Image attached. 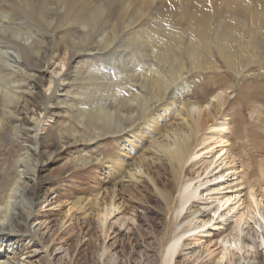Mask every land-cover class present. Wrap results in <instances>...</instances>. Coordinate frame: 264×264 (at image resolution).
Masks as SVG:
<instances>
[{
	"label": "bare ground",
	"instance_id": "6f19581e",
	"mask_svg": "<svg viewBox=\"0 0 264 264\" xmlns=\"http://www.w3.org/2000/svg\"><path fill=\"white\" fill-rule=\"evenodd\" d=\"M82 56L87 69L73 76L75 71L55 68L58 60L63 68H77ZM220 62L233 74L232 83L215 84L219 90L211 100L187 99L201 89L205 74L221 72ZM253 65L264 69V0H0V264H19L13 239L24 237L23 224L33 237L42 152L51 160L63 142L87 147L107 138L146 141V155L130 169L123 157L114 159L106 173H121L115 182L108 179L110 189L76 199L67 217H98L107 232L112 211L125 210L123 192H138L140 186L153 190L165 206L161 264H178V251L192 232L205 230L201 233L214 243L215 233L229 229L215 241L220 256L211 264H262L264 195L251 191L242 207L236 196L224 193L233 189L236 168L222 119L232 94L258 98L248 94ZM48 74L49 96L41 92ZM104 80L108 88L97 94L106 92L108 99H92L88 91L94 81L99 87ZM58 93L63 98L54 101ZM45 102L76 124L66 126L67 137L56 133L42 139L39 122H30V105L37 103L48 114ZM83 152L76 161L80 168L103 161ZM158 167L169 172L171 187L169 180L160 182ZM189 170L198 175L186 178Z\"/></svg>",
	"mask_w": 264,
	"mask_h": 264
},
{
	"label": "rangeland",
	"instance_id": "374dc122",
	"mask_svg": "<svg viewBox=\"0 0 264 264\" xmlns=\"http://www.w3.org/2000/svg\"><path fill=\"white\" fill-rule=\"evenodd\" d=\"M209 5L211 6L210 3ZM255 55L257 56V54ZM83 57L77 59V61L80 60L78 63L75 62L77 68L71 67L68 70L67 64L63 68L60 66V60H58L60 65L55 68L62 73L75 71V73H70V76H73L78 71L87 69L88 61ZM66 59L68 60V58ZM220 64L222 67L220 73L205 74L201 89H194L196 95L199 92L202 94L199 93L197 96L192 94L191 98L187 99L211 100L212 94L219 90L215 88V84H219L222 79H227L232 83L233 74L223 63L220 62ZM248 72L251 75L247 82L252 85L248 94L252 95L256 92L258 98L245 100L242 97L237 98L236 93L232 94L225 108L227 110L226 119H222V121L227 120L228 127L226 137L228 144L225 147L231 151L232 168H236V176L231 179L234 181L232 185H229L233 189L226 190L224 193L236 196L238 206L249 202L251 191L258 197L264 195V69L261 70L257 65H253ZM45 76V86L41 88V92L42 95L49 96L51 95V90H47L49 74ZM190 80L192 81V77ZM195 81L200 82V78L196 76ZM102 87H105L106 90L108 88L105 80L104 83H100L99 87H96L94 81L88 94L92 96V99H108L106 92L100 91L97 94V91ZM137 88L139 89L138 86ZM207 89L212 92L207 93ZM139 91L141 90L139 89ZM62 98L63 95L58 93L54 101H61ZM43 106L44 101L41 107ZM45 106L49 108L48 114L40 112V105L35 103L30 105L31 112L28 115L32 124L39 122L41 138H51L56 133L64 134L67 137L66 126L75 128L76 124L58 114L57 108L53 107V104L45 102ZM90 116H87V121L92 119L89 118ZM78 130L87 135L84 129L81 130L78 127ZM6 132H9V129H6ZM152 137L149 141L152 140ZM130 139L125 138L126 142L123 143L121 138H107L87 147L73 144V140L66 141L55 150L51 160L49 156L45 155V152H42L34 184L35 188L41 189V193L35 200L33 212L35 224L31 230L29 229L33 237L27 236L28 228L23 224L19 231L24 237L13 239V243L16 242V245L12 251L16 252L19 264H161L162 236L166 231L168 220L166 212H164L165 206L153 190L139 186L138 192L133 191L131 194L124 191L122 196L126 201L125 210L112 211L107 220V232L101 230L98 217L93 216L90 220L85 214L71 213L67 217L65 213L76 199L80 197L95 198L99 191L104 192L106 189H110L111 182H115L121 173L119 170H114L110 174L106 173V168L110 167L114 159L123 157L125 167L129 166L130 169L134 166V162L144 158L148 143L142 140L132 142ZM44 142L50 143L47 140ZM123 146L124 149H121ZM83 150L87 157L91 159L102 157L103 161L99 165L97 162H93L83 168L76 166L77 159L81 158L84 153ZM126 151H134L132 157L123 156ZM6 155H8L7 152ZM158 169L162 174L160 182L164 184L169 180L168 186L171 187L172 181L168 176L169 172L165 171L164 167H158ZM188 172L186 178L198 175L193 174V170ZM109 178L111 182L108 180ZM239 192L240 194H238ZM202 231L205 230L194 231L185 237L176 257L178 264H211L214 259L216 261L219 258L220 245L218 246L219 243L217 244L216 240L224 235H229L231 229L224 234L215 233L214 243L211 241L212 237L207 233H201ZM197 237H201L202 240L197 242ZM263 253L261 249L258 250V260L262 264H264ZM249 263L259 264L255 260Z\"/></svg>",
	"mask_w": 264,
	"mask_h": 264
}]
</instances>
